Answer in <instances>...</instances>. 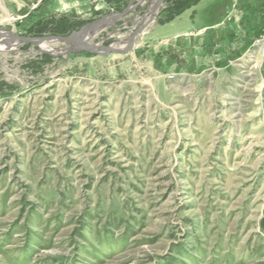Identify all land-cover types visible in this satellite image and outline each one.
I'll list each match as a JSON object with an SVG mask.
<instances>
[{"label":"rangeland","instance_id":"374dc122","mask_svg":"<svg viewBox=\"0 0 264 264\" xmlns=\"http://www.w3.org/2000/svg\"><path fill=\"white\" fill-rule=\"evenodd\" d=\"M156 1L0 0V32L117 48ZM180 1L126 54L0 53V264H264V11Z\"/></svg>","mask_w":264,"mask_h":264},{"label":"water","instance_id":"95a60500","mask_svg":"<svg viewBox=\"0 0 264 264\" xmlns=\"http://www.w3.org/2000/svg\"><path fill=\"white\" fill-rule=\"evenodd\" d=\"M166 0H157L155 4V8L159 9L157 16H153L149 21L147 22H142V25L132 34L130 39L127 41L126 45L124 48H115V47H103L101 44H84L82 42H79L74 38V35L71 36H65V37H43V38H35V39H30V38H23V37H18L15 36L12 32L6 31V33L11 37V39L23 42V43H34L37 44L38 46L41 45L43 42H48L52 40H57L58 42H66V43H71L72 46L66 49L65 54L69 52H89V53H98L102 56H108V55H113V54H126L128 53L134 44L136 43L137 37L140 36L144 30L153 22L156 21L159 13L161 12V9L164 6ZM128 11H125L121 15H116V16H111L107 18L108 21H116L120 18H122ZM92 27H99V25H91L89 27H86L84 29L92 28ZM82 29V30H84ZM81 30V31H82ZM80 32V31H79ZM6 34V35H7ZM77 34V33H76ZM5 35V33L0 32V36Z\"/></svg>","mask_w":264,"mask_h":264},{"label":"bare ground","instance_id":"6f19581e","mask_svg":"<svg viewBox=\"0 0 264 264\" xmlns=\"http://www.w3.org/2000/svg\"><path fill=\"white\" fill-rule=\"evenodd\" d=\"M155 4L156 2L152 3V6L149 10V12L145 15L144 18L141 19L142 22H147L149 21L153 16L156 15V13L158 12V9L155 8ZM154 23V22H153ZM152 24V23H151ZM97 30L98 28L97 27H92V28H88V29H84L82 30L79 34H77L76 36H74V38L76 40H78L79 42H82L84 44H90L91 41L96 38V36L98 35L97 33ZM5 33L4 37L7 38V37H10L6 32H3ZM7 34V35H6ZM2 39V38H1ZM0 39V45L2 47H0V53L1 52H10L17 44H18V41H10V45H12V47L9 45V44H6V43H3ZM13 42V44H12ZM127 42L123 43L122 46H118L117 48L121 49V48H124L125 45H126ZM59 42L57 40H52V41H48V42H43L41 43V48L43 51L45 52H50L48 51L47 49H53L55 48L56 46H58ZM66 52V49H63V50H56L54 53V55H61V53L65 54ZM51 53V52H50Z\"/></svg>","mask_w":264,"mask_h":264},{"label":"crops","instance_id":"0c3cea01","mask_svg":"<svg viewBox=\"0 0 264 264\" xmlns=\"http://www.w3.org/2000/svg\"><path fill=\"white\" fill-rule=\"evenodd\" d=\"M234 2L236 4V12L238 18H243L246 20H249L251 17H257L259 14L258 11L261 6L262 9H264V3L262 5V0H234Z\"/></svg>","mask_w":264,"mask_h":264},{"label":"trees","instance_id":"16d2710c","mask_svg":"<svg viewBox=\"0 0 264 264\" xmlns=\"http://www.w3.org/2000/svg\"><path fill=\"white\" fill-rule=\"evenodd\" d=\"M202 0H181L177 7V11H175L172 20L177 17L178 15H181L182 13H184L186 10L196 6L198 3H200ZM62 27H64L66 24H61Z\"/></svg>","mask_w":264,"mask_h":264},{"label":"built area","instance_id":"2783aa9c","mask_svg":"<svg viewBox=\"0 0 264 264\" xmlns=\"http://www.w3.org/2000/svg\"><path fill=\"white\" fill-rule=\"evenodd\" d=\"M44 1H47V0H39V3L44 2ZM236 1H238V0H236ZM263 11H264V9H263ZM257 44L260 48V54H261L262 60L264 61V22H263L262 33H261L260 38L257 40Z\"/></svg>","mask_w":264,"mask_h":264}]
</instances>
